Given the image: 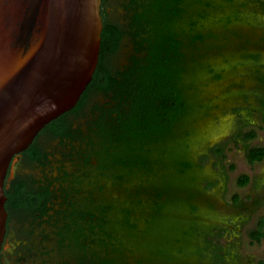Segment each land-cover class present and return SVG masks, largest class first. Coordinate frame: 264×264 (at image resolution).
<instances>
[{
	"label": "trees",
	"instance_id": "obj_1",
	"mask_svg": "<svg viewBox=\"0 0 264 264\" xmlns=\"http://www.w3.org/2000/svg\"><path fill=\"white\" fill-rule=\"evenodd\" d=\"M252 1L264 10V0ZM247 2L123 0L126 17L122 25L106 19L102 9L99 59L91 81L73 108L39 131L60 139L82 134L88 148L81 152L84 161L89 163L95 154L99 174L109 178L119 193L100 197L94 209L73 208L74 225L58 230V241L69 240V249L75 251V264H154L157 258L172 255L173 241L185 238L181 232L173 239V230L164 224V211L172 196L170 184L158 186L157 180L160 176L162 182L170 180L175 191L193 177L197 163L184 154L168 166V142L175 136L181 149L188 147L193 131L189 121L209 108L200 95L205 76H222L209 58L211 52L219 51L212 41L235 34L230 24ZM124 35L132 49L120 68L113 65L112 58ZM92 91L101 92L105 100L92 103L85 117L86 129H81L72 125L70 116L81 112ZM254 137L253 131L244 134L246 139ZM22 152L28 160L42 156L36 137ZM246 157L250 163L262 160L264 146L246 147ZM7 178L8 212L38 219L47 214L48 186L34 184L30 176ZM247 181L246 174L238 178L239 185ZM98 187L104 189L103 184ZM187 206L196 209L195 204ZM251 236L254 241L264 238L263 221ZM205 246L210 248L207 242Z\"/></svg>",
	"mask_w": 264,
	"mask_h": 264
},
{
	"label": "rangeland",
	"instance_id": "obj_2",
	"mask_svg": "<svg viewBox=\"0 0 264 264\" xmlns=\"http://www.w3.org/2000/svg\"><path fill=\"white\" fill-rule=\"evenodd\" d=\"M248 1L230 24L235 34L212 41L219 51L211 52L209 58L222 76H205L200 95L209 108L189 121L193 131L188 147L181 149L175 136L168 142V166L181 154L197 166L181 190L174 191L175 184L162 182L161 176L157 180L158 186L170 184L165 226L173 230V239L181 232L186 236L173 241L172 255L157 258L154 264H264V238L254 241L251 236L258 223L264 222V158L250 163L246 157V147L264 146V10ZM106 12L110 22L124 24L123 0H109ZM131 49L124 35L113 65L123 67ZM94 100L105 98L100 94ZM75 126L86 129L85 118ZM250 131L255 137L244 138ZM84 139L81 134L72 141L45 143L48 159L41 167L21 163L18 157L14 160L13 172L48 186L50 198L47 214L26 231L11 224L7 241L14 242L5 245L4 264H75V251L69 249V240L58 241V230L74 225L73 208L94 209L100 197L119 195L111 180L99 174L94 156L88 166L83 165L79 154L88 150ZM242 174L248 181L239 185ZM190 203L196 205L195 210H189Z\"/></svg>",
	"mask_w": 264,
	"mask_h": 264
},
{
	"label": "water",
	"instance_id": "obj_3",
	"mask_svg": "<svg viewBox=\"0 0 264 264\" xmlns=\"http://www.w3.org/2000/svg\"><path fill=\"white\" fill-rule=\"evenodd\" d=\"M102 28L101 0H0V250L7 172L77 103L97 66Z\"/></svg>",
	"mask_w": 264,
	"mask_h": 264
},
{
	"label": "flooded vegetation",
	"instance_id": "obj_4",
	"mask_svg": "<svg viewBox=\"0 0 264 264\" xmlns=\"http://www.w3.org/2000/svg\"><path fill=\"white\" fill-rule=\"evenodd\" d=\"M108 2H109V0H104V2H102V0H101V15H102V9H103L106 19H108L107 12H106V6H107ZM102 4H103V6H102ZM113 23L116 24V22H113ZM100 94L104 97V95L101 92H99V91H92L90 93V95L88 96V101L86 102V104L83 107V109L81 110V112L79 114H77V115H71L70 116V121H71L72 125L75 126V122H78L82 118L86 117V114L89 112V108L92 105V103L97 102L96 100H94V97L96 95H100ZM80 137H81V135L77 134L76 136L66 137V138H61L60 139L59 137L51 136L50 134H48L46 132H39L36 135V142L39 144L40 148L42 149V156L39 159H36V160H28L26 158L25 154L21 151L18 154V160L21 163H24L26 165H32V166H38V167L44 166V165H46L47 159H48V155H47V152L45 150V143L50 142L52 140L53 141L58 140L59 142L64 143V142H67V141H70V140L72 141V140H74L76 138H80ZM81 139H83V138H81ZM79 155H80V158H81V160L83 162V165L84 166H88L90 164V162H91V158H90L89 163H86L84 161V159H83V156H82L81 152H80ZM92 156H94L96 158L95 154H93ZM12 166L13 165L11 164V166H10L8 172H7V175H8L7 179L8 180L13 178L15 175H20L18 172H13V175L10 176V170H11ZM23 175H25V174H23ZM31 179H32V177H31ZM32 181H33L34 184L38 183L35 179H32ZM39 219L37 217H35V216H31V215L24 214L22 212H18V211H14V210H12L11 212L10 211L8 212L7 221H6L5 238H4V242H3L2 248L0 250V264H4L3 256H4V253L6 252L5 251V245L7 244V242H8L7 240L9 239V235H10V231H11V224H15V228L16 229L24 232V231H26L27 228L31 227L33 225V223L37 222V220H39ZM12 242H14V240L10 241V243H12ZM23 257H24V255H23Z\"/></svg>",
	"mask_w": 264,
	"mask_h": 264
}]
</instances>
